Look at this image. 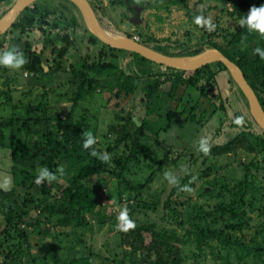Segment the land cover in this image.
Listing matches in <instances>:
<instances>
[{
  "label": "trees",
  "instance_id": "trees-1",
  "mask_svg": "<svg viewBox=\"0 0 264 264\" xmlns=\"http://www.w3.org/2000/svg\"><path fill=\"white\" fill-rule=\"evenodd\" d=\"M41 1L44 0H37L26 6L14 23L0 34V49L6 44V41H9L10 32L15 33L12 36H17L39 29L46 35L43 36L38 49L34 48L29 40H25L24 47L18 49L25 58V63L18 68L19 71L28 72L32 77L39 79L42 74L61 71L62 59L77 50L79 59L72 63L69 70L71 80L77 81L78 85L74 89L69 113L64 117L57 116L56 113L51 115L53 111L48 105V91L44 90L41 93V98H38V101H28L25 108H21L20 114L0 121V147L10 150V171L14 178V183L10 188L0 189L2 198L0 213L3 219V226L1 227L0 224V264H100L95 263L99 260L95 257L93 250L86 249L85 233L78 231L82 227L85 229L84 231H91V219H95L99 227L110 221L114 222L113 214L100 209L104 196L114 198V195L105 186H88L87 178L90 175L105 172L114 177L118 182L117 202H125L122 206L127 208L128 218L136 223L140 218L135 219L131 215L151 203L142 200L141 204H137V200L140 199L139 193H142L153 180V172L149 173L142 181L134 180L129 176L134 173L133 167L139 162L151 161L157 164L158 170H161L162 161L149 155L150 143L148 141L153 138L155 143L161 142L158 138L159 133L170 129L172 119L176 116L177 107L183 101L185 103L191 101L192 99L188 100V97H193V91L196 94V99L190 102L191 108L206 101L211 106V114L217 111L226 114V105L229 100L218 80L219 69L226 72L229 88L239 94V96L236 95V99L239 98L241 102L240 109H237L233 116L234 118L242 116L243 124L236 125L233 121L230 126L239 127V129L228 140L214 144L213 151L207 158L214 157L216 159L220 154L233 152L232 160L241 147L248 153L255 152L256 154L253 155L256 156H252L243 164L237 163L241 169L238 170L241 174L240 177H236L234 185H230L228 191L222 192L223 195L231 197L230 203L217 204L214 209L199 211L198 218L206 220V226L199 227V224L196 223L193 229L186 231L187 237L183 240L178 239L172 233L168 234L167 238L170 239L168 253L174 254L172 239L185 242L190 238L201 253L203 245H211L208 233H212L216 245L220 246L222 250L218 252V256L213 250L211 253L214 257L219 258L221 264H264V222L259 225V229L255 226L253 233L245 231L251 211L256 207L257 195L264 193L261 188L262 182L255 173L264 166V139H261L257 134L255 128L259 126L249 112L247 99L225 65L221 61L214 62V64L206 63L190 73L183 69L156 63L137 52L101 42L90 33L79 8L71 0H63L64 2L54 0L53 4L52 0L49 6L38 4ZM88 1L94 9L93 1L95 0ZM174 1L178 2L179 0ZM115 2L127 5L131 11L134 10V6L131 5L133 2L131 3L130 0H115ZM233 3L240 7L235 12L238 19L246 16L252 7L250 0H234ZM262 3L264 0H258L254 6H259ZM4 13L3 10L0 11V17ZM230 13L232 14V12ZM200 27L205 34L202 39L193 44L172 42L169 38L157 39L153 35L143 37L141 42L173 56L195 55L205 48L219 49L241 69L264 110V60L260 59L253 51L257 46L264 48V36L250 33L239 24L231 32L225 30L227 33L223 28H220L223 32L220 33L217 29L208 31L205 27ZM78 28L83 30L82 33L78 32ZM253 41L254 43H252ZM98 43H101L100 47ZM132 55L137 59L136 61L126 60ZM215 65L220 68H215ZM46 67H48V71H46ZM2 74H5L6 78L1 81V85L6 87L0 88V106L7 105L14 111L12 108L15 104L11 102L13 88L10 80L16 81L14 78H9L10 68L0 66V77ZM104 79L112 82L111 86L114 85L117 88L114 92L115 97L133 93L139 84H142V100L144 101L152 98H156V101L162 86L169 84L164 97L166 101L171 99L177 104L174 109L167 108L163 116L161 114L159 116L161 109L149 108L151 113L157 110V116L160 120H164V125L152 126L145 123L146 120H142L138 126L132 128L129 126L128 118L116 127L111 124L110 129H114L116 132L120 128L125 130L115 136L112 144L106 146L107 151L118 154L111 156L107 162L99 160L96 156L91 155V150L82 147L85 131L89 128L87 114L83 112L76 117L70 113L75 112V106L80 101L83 102L87 96L97 92L98 87L103 86ZM84 82H86V87L82 85ZM114 118L123 119L119 114H115ZM189 120L193 121V117L190 116ZM149 133L154 134V137ZM38 135L41 139H37ZM32 137H36V140H30ZM122 147L123 149L118 152V149ZM92 149H95L98 154H104L101 153V148L96 143L92 145ZM165 156L168 157L167 154ZM259 156L261 159L258 158ZM63 162L69 172L61 189L53 192V186L49 182L42 181L40 184L35 182L43 194H52L46 200L34 203L29 197L28 182L31 179L35 181L39 168L47 167L55 172ZM213 164L215 169L222 167L215 161ZM213 164L209 162L205 167L208 165L207 167L214 169ZM205 167L202 174L209 175L210 171ZM214 179L220 180L216 177ZM223 182L224 187L229 184ZM209 195L212 196L210 192ZM130 200L132 201L130 202ZM33 211L37 212L36 216L32 215ZM259 214L264 216V205L259 209ZM54 216L57 219L52 224L51 218ZM220 222L222 226L219 228L210 225ZM54 224L68 227L69 231L71 228L72 233H78L83 238L78 236L72 239L71 246H67L66 242L60 245L58 241L46 240L50 236V227L53 228ZM34 229L44 232L43 240L39 238L42 243V253L40 252L39 255L32 252L30 243L27 241L28 232L34 231ZM152 229L150 225L138 224L127 231L121 230L119 238H117L118 245L123 247L130 239H143V230L151 232ZM151 236H153L151 239L153 240L155 235ZM57 247L69 251L75 249L77 252L81 251L73 252L72 255L58 256ZM211 247L213 248V246ZM166 257L167 259L161 257L159 264H173V259L170 260L168 256ZM154 264L158 263L154 262Z\"/></svg>",
  "mask_w": 264,
  "mask_h": 264
},
{
  "label": "rangeland",
  "instance_id": "rangeland-1",
  "mask_svg": "<svg viewBox=\"0 0 264 264\" xmlns=\"http://www.w3.org/2000/svg\"><path fill=\"white\" fill-rule=\"evenodd\" d=\"M14 1L0 0V11L3 10L6 13ZM35 1L37 0H34L30 4ZM257 1L250 0V3L254 6ZM51 2L52 0H44L38 4L49 6ZM56 2L58 1L56 0ZM130 2H133L131 5L134 7L138 6L141 9L136 22L131 20L135 10L131 11L127 5L119 4L115 0H95L93 1V10L96 12L95 15L100 25L106 31L124 37L135 38L139 41H142L143 37L153 35L157 39L169 38L172 42L196 43L205 34L203 33L204 30L193 22V18L198 14H201L205 19H210L215 25L213 30L217 29L220 33H223L220 28L231 32L237 28L240 21L235 13L240 7L235 6L234 0H179L178 2L174 0H130ZM53 3H55L54 0ZM21 12L19 15H21ZM77 30L80 33L83 31L79 28ZM227 31L225 32L227 33ZM13 34L15 33L10 32L8 35L9 41H6V44L0 51L8 49L12 45L17 46L20 50L24 47L25 40H29L31 45L38 49L41 46L43 36L46 35L39 29L17 36H12ZM256 35L259 36L257 33ZM98 46L100 47L101 43H98ZM78 59V52L74 50L66 58L62 59L61 71L42 74L39 76V79L32 77L28 72L10 68L9 78H14L16 81L10 80L13 88L11 102L15 104L12 108L14 111L7 105L0 106V121L1 119L20 114L21 108L28 101H38L44 90L48 91V105L50 106V110L53 111L51 115L56 113L57 116L64 117L69 113V108H71L69 106L73 102L74 89L78 85L77 81L71 80L69 68ZM129 59H132V61L137 60L133 55L126 60ZM214 62L218 61L210 63L214 64ZM214 67L218 68L217 65ZM45 69L48 71V67ZM193 71L189 72L193 73ZM217 76L221 88L229 100L226 105V114H223L221 111L211 114V106L206 101L191 108L190 102L196 99V94L193 91V97H188V100H192L186 103L183 101L177 107L176 116L172 119L170 129L159 133L158 138L161 142L155 143L153 138L148 141L150 143L149 155L162 161L161 170L156 168L157 164L154 162H137L138 165L133 167L134 173L129 175L134 180L138 179L142 181L149 173L153 172V180L142 193H139L140 199L137 200V204H141L140 201L142 200L146 202L150 201L151 203L146 206L142 205L145 206L144 209L141 211L136 210L131 215L135 219L140 218L136 221L135 226L144 224L150 225L153 228L151 232L143 230V239H130L123 247L118 245L117 238H119L121 230L117 229V224L122 222L120 220L121 213L127 210V208L122 206L125 202H117L118 182L106 172L103 174H93L87 178L86 184L88 186H105L114 195V198H106L104 196L100 209L113 214L115 221H110L104 226L99 227L95 219H91V231H84L83 227L78 231L79 233H85L86 249H92L94 255H96L95 257L99 260V262L95 263L154 264L156 262L159 264L161 257L167 259L166 256H168V259H173V264H221L219 258L214 257L211 253V250H213L215 255L218 256V252L222 250L220 246L216 245L212 233H208L211 245H203V252L201 253L196 249L192 238L185 242L174 241L172 239L174 254L170 255L168 253V242L170 239L167 238L168 234L172 233L178 239L183 240L187 237L186 231L193 229L196 223L199 224V227L206 226V220H199L198 218L199 211L214 209L217 204L225 205L230 203L231 197L223 195L222 192L228 191L230 185H234L236 177L241 175L238 171L241 169L239 168L240 166H237V163L243 164L244 161H248L252 156H256L253 155L255 152L248 153L241 147L242 150L239 149L238 154L236 156L233 155L234 159L232 160L233 152L220 154L216 159L214 157L212 159L207 158L210 157L209 153L213 151L214 144H220L228 140L239 129V127L234 126L236 127L234 128L230 126L234 121V112L240 109L241 102L239 98L238 100L236 99V95L239 96V94H236L234 89L229 88L227 74L224 70L219 69ZM5 78L6 75L2 74L0 77V88L6 87L1 85V81ZM104 81L103 86L98 87L97 92L87 96L83 102L80 101L75 106V112L72 111L70 113L76 117L83 112L87 114L89 128L85 133L91 132L95 136V143L101 148V153H106L109 157L117 156L118 154L107 151L105 149L106 146L112 144L115 136L125 130L120 128L116 132V130L110 129L111 124L116 127L118 124L124 123L125 119L128 118L130 121L129 126L132 128L138 126L142 120H146L145 123L152 126L164 125V120L159 119L160 114L163 116L167 108L171 110L177 105L174 100L167 99L166 101L164 97V95L166 96L169 84L162 86L163 88L160 89V93L158 92L159 97L156 101V98L144 101L142 100V84H139L133 93L128 95L121 94L120 97H115L114 92L117 88L114 85L111 86L112 82L106 79ZM82 85L86 87V82ZM150 107L154 109L158 108L157 110L161 109L159 116H157V110L151 113L149 111ZM115 114H119L123 119L114 118ZM190 116L193 117V121L189 120ZM137 120L139 121L138 125L136 123ZM255 130L260 138L264 139V129L256 127ZM149 134L154 137V134ZM36 137L37 139H41L39 135ZM36 137L30 138V140H36ZM202 137H207L211 145L208 154H204L198 150V142ZM122 149L123 147L118 149V152ZM166 154L168 157L165 156ZM258 158L261 159L260 156ZM10 159V150L0 147V189H8L14 183V178L10 171ZM214 161L222 167L215 169ZM228 161L230 162L228 163ZM209 162L213 164L214 169L213 167H207V165L206 167L210 171V174L206 175L204 173L203 175V169ZM59 167L63 168V174L57 173V179L49 182L53 186V192L61 189V185L65 182L66 175L69 172L65 162L61 163ZM165 172H172L177 177V183L170 184L164 176ZM255 173L257 174L256 177L261 180V188L264 191V166L263 168H259ZM192 177H195V180ZM215 177L222 181L214 179ZM223 181L226 182L225 184L229 183L227 184L228 186L224 187ZM185 185L191 187L192 191L183 190ZM27 186L29 188V197L34 203L44 201L52 194H43L39 187L35 185L33 179L28 182ZM209 192L212 196L209 195ZM257 199L256 207L252 209L248 226L245 228V231L248 233H253L255 226L259 229V225L264 222V216L259 214V209L264 205V193L257 195ZM1 200L0 196V204ZM36 214L37 212L33 211L32 215L36 216ZM56 219V216L51 218L52 224ZM0 224L2 227L3 219L1 213ZM210 225L214 228L222 226L221 222ZM71 230V228L69 231L68 227L65 228L54 224L53 228L50 227V236L46 237V240H50L51 242L52 240L58 241L60 245L66 242L67 246H71L72 239L78 236L83 238L78 233H72ZM43 233L39 229L28 232L27 241L30 243V249L34 254L39 255L40 252L42 253V243L39 241V238L43 240ZM152 234L155 235L153 240H151ZM81 248L83 250V246ZM56 251L58 256H67L72 255L73 252L78 253L81 250L77 252L76 249L69 251L57 247Z\"/></svg>",
  "mask_w": 264,
  "mask_h": 264
},
{
  "label": "water",
  "instance_id": "water-1",
  "mask_svg": "<svg viewBox=\"0 0 264 264\" xmlns=\"http://www.w3.org/2000/svg\"><path fill=\"white\" fill-rule=\"evenodd\" d=\"M33 1L34 0H15L9 10L0 17V34L7 30L14 23L20 12ZM71 1L79 8L90 33L110 46L134 51L156 63L186 71H193L212 61H221L246 97L252 118L260 128L264 129V110L260 105L255 92L247 82L238 65L224 55L219 49L214 47L205 48L203 51L190 56L167 55L135 38L124 37L106 31L100 25L88 0ZM134 10L135 12L131 20L136 22L141 9L138 6H135Z\"/></svg>",
  "mask_w": 264,
  "mask_h": 264
},
{
  "label": "clouds",
  "instance_id": "clouds-1",
  "mask_svg": "<svg viewBox=\"0 0 264 264\" xmlns=\"http://www.w3.org/2000/svg\"><path fill=\"white\" fill-rule=\"evenodd\" d=\"M193 22L196 25L205 27L208 31H212L215 25L211 22L210 19H205L201 14L196 15L193 18ZM239 25L246 28L250 33H257L261 36H264V3L259 6L250 7L247 15L243 16ZM254 53L259 56L260 59L264 60V48L257 46L254 50ZM25 63V58L23 54L18 50L17 46L12 45L10 48L0 51V66L6 68L18 69ZM137 125L139 121H136ZM234 123L236 125L243 124V117L237 116L234 118ZM96 142L95 136L91 132L84 134L82 140V147L84 149L91 150V155L96 156L99 160L107 162L110 157L108 154H98L95 149H92V145ZM211 145L208 142L207 137H202L198 142V150L204 154H208L210 151ZM57 173L63 174V168L59 167L55 172L51 171L47 167H41L38 169V174L35 177V182L40 184L42 181L51 182L57 179ZM164 176L170 184L177 183V177L172 172H165ZM195 180V177H192ZM183 190L191 192V187L185 185ZM121 223L117 224V229L122 231H127L130 228L135 227L133 220L128 218L127 212L124 211L120 215Z\"/></svg>",
  "mask_w": 264,
  "mask_h": 264
},
{
  "label": "crops",
  "instance_id": "crops-1",
  "mask_svg": "<svg viewBox=\"0 0 264 264\" xmlns=\"http://www.w3.org/2000/svg\"><path fill=\"white\" fill-rule=\"evenodd\" d=\"M15 2V1H14Z\"/></svg>",
  "mask_w": 264,
  "mask_h": 264
}]
</instances>
